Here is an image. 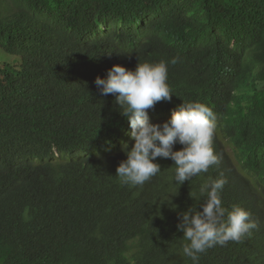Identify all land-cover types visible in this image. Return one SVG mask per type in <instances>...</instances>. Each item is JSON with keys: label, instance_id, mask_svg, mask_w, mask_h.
Masks as SVG:
<instances>
[{"label": "trees", "instance_id": "obj_1", "mask_svg": "<svg viewBox=\"0 0 264 264\" xmlns=\"http://www.w3.org/2000/svg\"><path fill=\"white\" fill-rule=\"evenodd\" d=\"M0 50L18 57L0 61V264H191L180 214L201 210L208 177L241 168L252 199L229 204L264 221V0H0ZM161 61L171 100L150 122L210 107L218 164L179 185L158 157L155 177L122 184L128 121L94 80ZM214 249L199 264H264V224Z\"/></svg>", "mask_w": 264, "mask_h": 264}, {"label": "clouds", "instance_id": "obj_2", "mask_svg": "<svg viewBox=\"0 0 264 264\" xmlns=\"http://www.w3.org/2000/svg\"><path fill=\"white\" fill-rule=\"evenodd\" d=\"M171 59V64L179 62ZM166 62L137 63L133 70L113 65L104 78L94 80L101 95H113L121 115L128 124L133 144L122 148L126 159L116 167V174L122 184L143 186L161 172L156 158H170L174 162V182L183 184L218 164L212 141L216 128L213 110L199 102H183L176 106L169 118L161 123L150 122L148 109L157 102L171 100L167 83ZM175 144L182 147L173 150ZM234 171L229 178L208 177L199 187L200 211L188 208L180 214L177 230L182 232V252L191 264H199L200 256L215 246H232L245 236L254 235L264 224L263 220L249 208L243 206L252 199L249 192L237 190L245 180L240 171ZM228 181L229 190L221 194ZM242 193V206L230 205L229 199ZM229 206H232L231 208Z\"/></svg>", "mask_w": 264, "mask_h": 264}, {"label": "rangeland", "instance_id": "obj_3", "mask_svg": "<svg viewBox=\"0 0 264 264\" xmlns=\"http://www.w3.org/2000/svg\"><path fill=\"white\" fill-rule=\"evenodd\" d=\"M17 60H18V57L16 55H8V54L3 53L0 50V61L11 63V62H15Z\"/></svg>", "mask_w": 264, "mask_h": 264}]
</instances>
